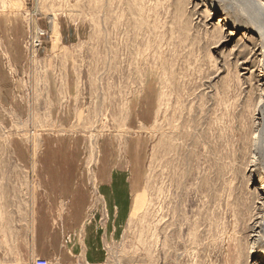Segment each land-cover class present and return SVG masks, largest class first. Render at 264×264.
<instances>
[{
    "label": "rangeland",
    "instance_id": "obj_1",
    "mask_svg": "<svg viewBox=\"0 0 264 264\" xmlns=\"http://www.w3.org/2000/svg\"><path fill=\"white\" fill-rule=\"evenodd\" d=\"M259 1L0 0L2 231L28 222L38 157L72 154L86 220L115 218L99 166L126 172V218L99 227L105 264H264Z\"/></svg>",
    "mask_w": 264,
    "mask_h": 264
},
{
    "label": "crops",
    "instance_id": "obj_2",
    "mask_svg": "<svg viewBox=\"0 0 264 264\" xmlns=\"http://www.w3.org/2000/svg\"><path fill=\"white\" fill-rule=\"evenodd\" d=\"M104 157L101 163H108L109 156ZM20 162L33 169L31 158ZM81 162V156L72 154L38 157L37 171H27L39 187L27 208L28 222L18 225L17 231L12 226L13 232L10 224L6 232L0 228V264H25L37 257L47 260L58 257L61 264H105L99 227L121 226L126 218L127 176L120 166H99L97 174L103 184L101 199L111 208L114 205L115 218L86 220L91 196L87 192L85 172L81 173ZM65 207L69 211L66 216L62 214Z\"/></svg>",
    "mask_w": 264,
    "mask_h": 264
},
{
    "label": "bare ground",
    "instance_id": "obj_3",
    "mask_svg": "<svg viewBox=\"0 0 264 264\" xmlns=\"http://www.w3.org/2000/svg\"><path fill=\"white\" fill-rule=\"evenodd\" d=\"M217 1L219 2V0H211V4L215 6L217 5L216 4ZM259 6L263 11L262 13H264V0L259 1ZM223 20H225V18ZM231 33H232L231 31L228 32L229 35ZM261 38L262 39L264 38V34L261 35ZM261 55L264 57V43L262 44ZM262 79H264V75H262ZM255 118H256L255 119V131L253 134L254 136H253V141H252V145H253L252 147L254 150V157L257 158L255 161L260 159L262 161V164L264 165V101L263 99L262 101L259 100V105L257 107ZM260 200H261V205H260L261 207L259 208L260 213L258 216V220L255 222V225H254L255 226V230L253 234L254 236L253 244L254 245L256 244V242L260 241L261 239H264V191H262V194L260 195Z\"/></svg>",
    "mask_w": 264,
    "mask_h": 264
},
{
    "label": "built area",
    "instance_id": "obj_4",
    "mask_svg": "<svg viewBox=\"0 0 264 264\" xmlns=\"http://www.w3.org/2000/svg\"><path fill=\"white\" fill-rule=\"evenodd\" d=\"M25 264H50V261L44 258H35L33 260H31L30 262H27Z\"/></svg>",
    "mask_w": 264,
    "mask_h": 264
}]
</instances>
